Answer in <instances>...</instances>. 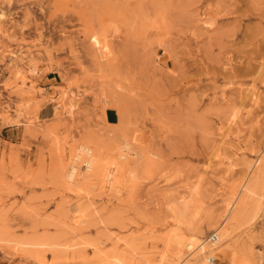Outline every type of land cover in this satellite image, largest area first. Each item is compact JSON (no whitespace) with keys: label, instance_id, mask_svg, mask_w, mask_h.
<instances>
[{"label":"rangeland","instance_id":"obj_1","mask_svg":"<svg viewBox=\"0 0 264 264\" xmlns=\"http://www.w3.org/2000/svg\"><path fill=\"white\" fill-rule=\"evenodd\" d=\"M80 144L112 180L64 175ZM189 238L264 264V0H0V263L191 264Z\"/></svg>","mask_w":264,"mask_h":264},{"label":"bare ground","instance_id":"obj_2","mask_svg":"<svg viewBox=\"0 0 264 264\" xmlns=\"http://www.w3.org/2000/svg\"><path fill=\"white\" fill-rule=\"evenodd\" d=\"M101 159L102 158L99 156L98 151L95 154L94 150L92 148H90L87 145L80 144L73 151V153L71 155L70 162L68 163V166L65 170L64 175L71 181L74 178H76L77 176L81 177V176H85L88 174H94L98 178H102L103 176H106L107 178H109V180L110 179L112 180L111 175L107 174V170H105L104 166L102 164H100ZM108 173H110V172L108 171ZM84 180H85V178H84ZM73 185H76V184H73ZM210 237L215 238L214 241L216 242V239H217L216 233ZM221 239H222V236H221L219 242L221 241ZM182 241H184V240H180V239L178 240L179 243H182ZM185 245H186V247H189V248H193V246H194V248L192 250H195V251L191 256V261H190L191 264H193L194 262H197V261L201 262L202 261V253L205 251V247L201 244H195V241L192 238H189L188 241L185 243ZM198 246H199V248H197Z\"/></svg>","mask_w":264,"mask_h":264},{"label":"crops","instance_id":"obj_3","mask_svg":"<svg viewBox=\"0 0 264 264\" xmlns=\"http://www.w3.org/2000/svg\"><path fill=\"white\" fill-rule=\"evenodd\" d=\"M54 78V76H46L45 77V81H51L52 79ZM41 111H43V109L41 108ZM49 114V113H47ZM104 119L106 120L107 123L109 124H114L116 123V121H113V117H114V114L111 112V109H108V110H105L104 114ZM1 264V263H0Z\"/></svg>","mask_w":264,"mask_h":264}]
</instances>
